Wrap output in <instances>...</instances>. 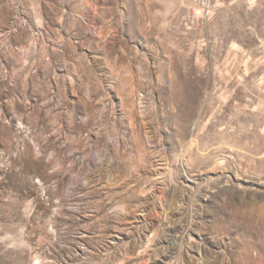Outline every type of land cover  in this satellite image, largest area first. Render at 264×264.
<instances>
[{"label":"rangeland","instance_id":"rangeland-1","mask_svg":"<svg viewBox=\"0 0 264 264\" xmlns=\"http://www.w3.org/2000/svg\"><path fill=\"white\" fill-rule=\"evenodd\" d=\"M0 0V264H264V0Z\"/></svg>","mask_w":264,"mask_h":264},{"label":"built area","instance_id":"built-area-1","mask_svg":"<svg viewBox=\"0 0 264 264\" xmlns=\"http://www.w3.org/2000/svg\"><path fill=\"white\" fill-rule=\"evenodd\" d=\"M210 13L209 0H201L199 7L192 10L189 25L191 28L199 27Z\"/></svg>","mask_w":264,"mask_h":264}]
</instances>
